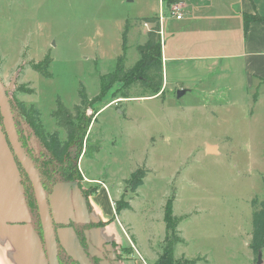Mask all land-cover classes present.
Wrapping results in <instances>:
<instances>
[{
	"label": "rangeland",
	"instance_id": "1",
	"mask_svg": "<svg viewBox=\"0 0 264 264\" xmlns=\"http://www.w3.org/2000/svg\"><path fill=\"white\" fill-rule=\"evenodd\" d=\"M157 4L0 0V81L14 124L24 119L35 136L56 132L64 142L51 112L57 100L73 110L84 90L89 101L80 111L91 122L82 147L69 149L70 176L89 191L90 210L105 220L100 234L114 241L121 264H153L158 258L170 197L181 240L174 247L176 259L264 264V247L258 263L249 245L251 200L264 197V83L234 90L236 99L226 90L227 77L217 79L213 93L195 90L177 97L170 88L159 96L136 83L124 95L116 82L100 94L101 77L114 71L122 54L124 28L141 25L133 18ZM141 43L131 35L126 67L139 58ZM46 61L45 76L38 68ZM207 144L215 146L212 152ZM137 169L145 176L132 192L127 180Z\"/></svg>",
	"mask_w": 264,
	"mask_h": 264
},
{
	"label": "crops",
	"instance_id": "2",
	"mask_svg": "<svg viewBox=\"0 0 264 264\" xmlns=\"http://www.w3.org/2000/svg\"><path fill=\"white\" fill-rule=\"evenodd\" d=\"M177 4L181 18L177 19L170 6L158 0L154 10L133 18L141 25H128L127 46L136 33L142 41L136 46L138 51L147 44L148 26L151 27L142 20L159 19L162 83L156 95L165 96L170 88L173 92L185 90L181 96L195 90L213 93L217 79L227 77L230 83L226 90L236 99L234 90L242 93L264 83V0H180ZM245 14L263 19L250 20L245 25ZM95 204L98 208V201ZM90 212L97 222L104 223L96 212ZM102 228L103 225L98 229ZM96 236L106 239L102 234ZM10 250L8 243L0 241V264H14Z\"/></svg>",
	"mask_w": 264,
	"mask_h": 264
},
{
	"label": "water",
	"instance_id": "3",
	"mask_svg": "<svg viewBox=\"0 0 264 264\" xmlns=\"http://www.w3.org/2000/svg\"><path fill=\"white\" fill-rule=\"evenodd\" d=\"M6 90L0 81V241L10 245L14 264H57L53 220L65 225L57 230L62 247L85 264L79 239L69 225L71 222H97V219L89 211L77 181L55 183L46 197L37 171L18 140ZM184 92L177 90V97ZM214 147L208 145L206 151L212 152ZM16 160L21 162L32 181L44 241L35 229ZM92 232L99 235L100 229ZM260 255L258 251V263Z\"/></svg>",
	"mask_w": 264,
	"mask_h": 264
},
{
	"label": "trees",
	"instance_id": "4",
	"mask_svg": "<svg viewBox=\"0 0 264 264\" xmlns=\"http://www.w3.org/2000/svg\"><path fill=\"white\" fill-rule=\"evenodd\" d=\"M167 6L173 5L180 0H162ZM263 19L259 15H249L245 14L243 16L244 24L247 25L250 20H261ZM145 26L148 23L147 31V44L143 47L138 48L139 58L130 67L124 65L123 59L125 58V51L127 47V32L128 26H126L122 32L121 39V49L122 54L116 61L114 71L109 73L107 76L101 77V90L100 94L114 83H120L119 90L122 94H126L134 84H138V87H146L151 90L152 94L159 92L162 83V69H161V50H160V24L157 17H148L142 20ZM47 61L44 62L42 67L38 70L43 75H48L46 72ZM127 97V96H123ZM79 103L73 106V110L66 107L60 100L56 101V109L51 112L52 118L58 127L62 128L65 132V141L60 142L58 134L56 132L49 135H43L41 137L47 149L52 154V156L58 161L62 162L63 158L68 152V149L73 145H79L82 147V141L87 129L90 125L91 119L86 117L84 114L81 115L80 111L82 105H85L89 101L84 90L79 91L78 95ZM99 97H94L90 101L95 103ZM36 113V110H25L23 109V114L27 113L30 115ZM145 176V171L137 169L131 173L130 178L127 180L128 188L134 192L143 181ZM79 177V176H78ZM69 179H75V177L70 176ZM89 191H86L87 194ZM173 197L166 200L163 211V221L165 223V233L161 246V253L153 264H189L192 263L190 260L185 258L176 259L173 256L174 247L181 240L177 235V225L178 219L173 215ZM124 208L129 207L128 202L123 206ZM252 207V232H251V242L250 248L257 254L264 247V197L261 200L253 198L251 200ZM117 212L119 207L116 208ZM131 247H128L130 249Z\"/></svg>",
	"mask_w": 264,
	"mask_h": 264
},
{
	"label": "flooded vegetation",
	"instance_id": "5",
	"mask_svg": "<svg viewBox=\"0 0 264 264\" xmlns=\"http://www.w3.org/2000/svg\"><path fill=\"white\" fill-rule=\"evenodd\" d=\"M15 128L22 148L37 171L46 197L51 193V189L55 183L59 181H78L75 179H69L72 172H70L71 169H69L68 165V156H70L71 152H73L69 149L76 147V145L68 149V152H66L62 162H58L47 149L44 140L35 136L34 129L28 126L24 119L20 120L19 124H15ZM77 148L76 151L78 153L79 150ZM16 162L20 170L21 182L24 187L26 200L33 213L35 229L40 235L42 241H44L32 181L21 162L18 160H16ZM78 185L83 196L86 198V203L90 211L86 191L82 185ZM101 224L102 223L100 221H89L82 224L71 222L69 225L73 227L79 239L86 258L85 264H121V261L118 259L117 253L115 252V246L113 245L114 241L108 240L107 238L104 239L103 237L100 238L93 234L92 231L102 227ZM64 226L65 225L57 224L52 220V228L55 236V258L57 264H82L78 259L72 257L62 247L59 241L57 230Z\"/></svg>",
	"mask_w": 264,
	"mask_h": 264
},
{
	"label": "built area",
	"instance_id": "6",
	"mask_svg": "<svg viewBox=\"0 0 264 264\" xmlns=\"http://www.w3.org/2000/svg\"><path fill=\"white\" fill-rule=\"evenodd\" d=\"M170 9H171V12H172L173 14H175V17H176L177 19H178V18H181V13L179 12L180 7H179V5H178L177 3L173 4V5L170 7Z\"/></svg>",
	"mask_w": 264,
	"mask_h": 264
}]
</instances>
